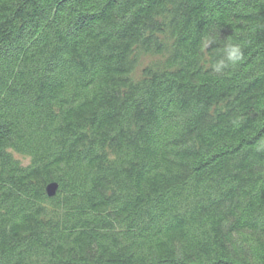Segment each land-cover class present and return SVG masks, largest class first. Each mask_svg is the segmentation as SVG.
Wrapping results in <instances>:
<instances>
[{"label": "trees", "instance_id": "1", "mask_svg": "<svg viewBox=\"0 0 264 264\" xmlns=\"http://www.w3.org/2000/svg\"><path fill=\"white\" fill-rule=\"evenodd\" d=\"M0 264H264V0H0Z\"/></svg>", "mask_w": 264, "mask_h": 264}, {"label": "clouds", "instance_id": "2", "mask_svg": "<svg viewBox=\"0 0 264 264\" xmlns=\"http://www.w3.org/2000/svg\"><path fill=\"white\" fill-rule=\"evenodd\" d=\"M213 39L211 37H206L202 43V48L206 49L209 47L211 43H213ZM243 51L239 45L234 44H226L223 48V55L221 58L216 60L213 65V71L217 73L224 72L225 69L229 68L230 66H235L239 62L243 60Z\"/></svg>", "mask_w": 264, "mask_h": 264}, {"label": "water", "instance_id": "3", "mask_svg": "<svg viewBox=\"0 0 264 264\" xmlns=\"http://www.w3.org/2000/svg\"><path fill=\"white\" fill-rule=\"evenodd\" d=\"M57 187H58V183L56 181H51V182L47 183L45 186L46 194L48 196L54 195Z\"/></svg>", "mask_w": 264, "mask_h": 264}, {"label": "rangeland", "instance_id": "4", "mask_svg": "<svg viewBox=\"0 0 264 264\" xmlns=\"http://www.w3.org/2000/svg\"><path fill=\"white\" fill-rule=\"evenodd\" d=\"M16 157H18V158H20L22 161H23V163H27L28 162V158L27 157H22L21 155H19V154H16Z\"/></svg>", "mask_w": 264, "mask_h": 264}]
</instances>
